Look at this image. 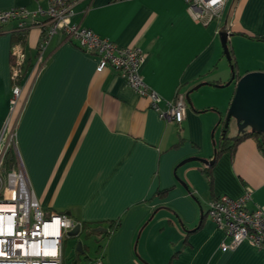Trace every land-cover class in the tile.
<instances>
[{
  "label": "crops",
  "instance_id": "crops-1",
  "mask_svg": "<svg viewBox=\"0 0 264 264\" xmlns=\"http://www.w3.org/2000/svg\"><path fill=\"white\" fill-rule=\"evenodd\" d=\"M47 4L0 0V11ZM234 6L228 43L233 34L262 35L264 0H236ZM70 21L118 47L141 48L144 81L166 99L190 91L192 102L180 125L159 117L115 69L97 72V57L60 32L49 38L37 68L42 28L32 25L21 45V97L11 112L15 22L0 26V128L10 116L17 153L42 209L95 229L97 251L79 253L77 262L100 255L106 264H264V248L248 241L222 251L228 237L206 214L213 197L247 191L246 207L264 208V156L257 139H242L210 165L180 164L214 156L222 133L218 122L234 92L236 80L223 85L232 73L217 42L219 24L211 29L195 22L183 0H81ZM231 48L238 77L264 70V60L241 67ZM229 128L230 135L237 133L234 120Z\"/></svg>",
  "mask_w": 264,
  "mask_h": 264
},
{
  "label": "built area",
  "instance_id": "built-area-1",
  "mask_svg": "<svg viewBox=\"0 0 264 264\" xmlns=\"http://www.w3.org/2000/svg\"><path fill=\"white\" fill-rule=\"evenodd\" d=\"M81 0H48L45 8L33 10L12 7L0 11V26L14 21V27L37 25L42 28L37 46L36 65H43V53L49 38L62 33L64 38L75 43L81 50L97 57L95 70L106 67L115 69L126 84L137 94L148 99L150 107L159 117L180 125L184 118L186 101L177 93L166 99L150 87L140 74L139 67L145 54L139 47H118L107 38L92 30L71 23L73 7ZM192 20L204 26L219 21L225 14L222 26L230 32L228 21L236 0H183ZM220 26L218 30L222 27ZM11 48V97L10 110L14 111L21 95V86L15 83L23 71L25 54L19 42ZM40 66V67H39ZM10 116L0 128V264H62V241L68 231L81 223L65 213L46 212L39 204L30 187L25 169L16 147L15 132ZM264 156V139L259 142ZM250 192L234 198L226 194L213 197L207 203L206 214L218 229L228 237L220 244L222 251L233 249L243 241L257 248H264V208L246 207ZM74 264H81L75 261ZM85 264H106L97 255Z\"/></svg>",
  "mask_w": 264,
  "mask_h": 264
},
{
  "label": "water",
  "instance_id": "water-1",
  "mask_svg": "<svg viewBox=\"0 0 264 264\" xmlns=\"http://www.w3.org/2000/svg\"><path fill=\"white\" fill-rule=\"evenodd\" d=\"M217 34L219 36L222 52L226 59L230 62L231 55L228 46V38L232 35V32L227 31L225 26H222ZM231 68V67H230ZM234 75L232 74L230 79L223 85H228L232 82ZM198 83L193 89L198 88L201 84ZM218 85V86H223ZM188 91L185 94V101L189 106H192L191 99ZM231 120H234L236 126V132L241 133L246 129L251 132L261 133L264 135V70L248 71L238 77L235 81L234 92L229 102L226 114L224 116V129L229 127ZM215 156L211 159H205L200 157H189L180 162V164L191 161L199 160L204 164L210 165L213 163ZM79 225L76 224L71 230L68 231V237H77L80 234ZM103 229L99 227L98 230ZM76 250L78 253H83L82 242L78 240L76 242Z\"/></svg>",
  "mask_w": 264,
  "mask_h": 264
},
{
  "label": "rangeland",
  "instance_id": "rangeland-1",
  "mask_svg": "<svg viewBox=\"0 0 264 264\" xmlns=\"http://www.w3.org/2000/svg\"><path fill=\"white\" fill-rule=\"evenodd\" d=\"M225 14L226 13L223 14V18L221 20L212 21L208 25V27L212 29V28H217L218 24L219 26H222L224 22ZM260 30L262 31V33L260 34L263 35L264 34V21L262 22L260 26ZM216 38H217V42L219 46L221 47L218 34H216ZM228 46H230V48L231 46H234L235 51L239 53L240 55L239 62L241 64V67L247 63L252 62L253 60L256 62L264 60V39L263 38H253V37L242 36L239 34H233V40L229 39ZM222 57L226 61L231 71L229 61L226 59L225 55ZM261 66H264V61H262ZM229 134H231V128H229ZM218 135L219 134H217L216 136L217 138L215 141L218 140V137H219ZM199 162L201 163V161ZM78 240L82 242V245L87 247L86 254L88 256H93L95 252L97 251L99 242L96 241V239H94L91 236H85L84 233H80L77 237H65L62 241V264H73L74 257L76 254V242ZM79 259L80 261H82L83 258L80 256Z\"/></svg>",
  "mask_w": 264,
  "mask_h": 264
},
{
  "label": "trees",
  "instance_id": "trees-1",
  "mask_svg": "<svg viewBox=\"0 0 264 264\" xmlns=\"http://www.w3.org/2000/svg\"><path fill=\"white\" fill-rule=\"evenodd\" d=\"M30 26L31 25H28L24 28L13 27L11 29L12 36H13V42H19L22 45L25 41V37H26V34H27ZM1 32H3V30H0V33ZM250 37L263 38L261 35H250ZM229 51H230V55H231V60L229 62L230 67H231V73L234 75L233 80H236V79H238V75H237V71H236L237 64H236V61L234 59V56L232 54V50L230 47H229ZM25 74H26V70H25V66H24L22 73L17 78L15 83H17L18 85L21 86L23 83V79H24ZM219 123L222 124V126H221L222 133L214 145V154L213 155L215 157H217L218 155H220L223 152H227V151L233 152L234 149L236 148V146L238 145V143L246 137L256 138L258 141V144H259V142H261L264 139L263 134L251 132L249 129H246L244 132H241V133H235L234 135H230L229 134V127L224 129V126H223L224 117L219 119L218 124ZM202 171L207 175L208 179L210 180L209 167L203 168ZM109 231H106L105 235H107L109 233ZM94 232H95V229L93 227H91V225L84 223V222H81V233H84L85 236H92L94 234ZM82 249H83V253H85L87 247L82 245ZM78 256H79V253L76 252V256L74 257L73 264L75 261L78 260Z\"/></svg>",
  "mask_w": 264,
  "mask_h": 264
}]
</instances>
